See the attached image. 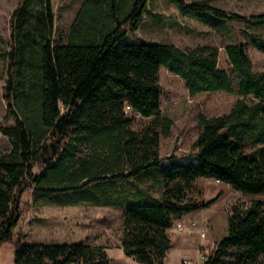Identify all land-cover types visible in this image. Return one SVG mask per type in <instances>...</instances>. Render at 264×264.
<instances>
[{"label":"trees","instance_id":"1","mask_svg":"<svg viewBox=\"0 0 264 264\" xmlns=\"http://www.w3.org/2000/svg\"><path fill=\"white\" fill-rule=\"evenodd\" d=\"M172 1L223 19V27L229 20L250 23L210 3ZM149 2L84 0L69 31L58 34L53 0H21L11 15L10 39L0 34V79L8 105L0 133L11 146L0 152V246L13 244L15 264L112 262L105 246L29 244L15 234L27 191L43 205L133 203L123 217L122 248L140 264H165L174 247L169 231L221 198L222 193L205 200L199 179L264 194V72H253L246 44L224 46L235 81L219 67L215 45L181 49L124 42L139 28ZM256 21L264 23V15ZM244 35L264 52V38L248 30ZM162 67L179 76L193 96H238L229 113L200 117L192 162L161 156V140L174 125L161 112ZM137 116L153 121L136 131ZM202 264H264L263 201L234 207L228 236Z\"/></svg>","mask_w":264,"mask_h":264},{"label":"rangeland","instance_id":"2","mask_svg":"<svg viewBox=\"0 0 264 264\" xmlns=\"http://www.w3.org/2000/svg\"><path fill=\"white\" fill-rule=\"evenodd\" d=\"M21 0H0V34L10 39V19L12 12ZM84 0H53L57 15L58 34H66ZM187 3L202 2L240 14L250 21H224L208 12H191L179 7L172 0H150L149 10L144 14L139 28L128 34L124 42L157 41L174 44L181 49L195 48L200 45H215L220 48L219 67L228 71L236 81L237 73L232 67L224 46L227 44H246L247 52L253 63V72H264V52L247 44L244 32L264 38V23L253 20L264 15V0H186ZM218 24V25H216ZM220 24V25H219ZM58 37V36H57ZM162 86L161 112L174 121L170 137L161 140V156L177 157L180 162H192L197 152V140L200 132V117H214L229 113L238 100V96L225 91L200 93L193 96L186 83L170 73L164 67L160 71ZM4 81L0 79V123L4 122L7 102L4 100ZM153 119L137 116L133 125L136 131L142 130ZM7 137L0 133V152L10 149ZM151 180L144 181L148 186ZM202 190L205 200L221 198L206 210L191 213L192 219L181 222L186 230L169 231L173 239L185 237L182 243L171 250L167 264H185V260L198 263L200 253H207L217 240L229 234V217L234 207L248 208L254 201H263L264 194L247 195L227 184L214 179H199L196 182ZM157 193V189H154ZM200 194V193H199ZM198 193L195 197L199 196ZM158 195V194H157ZM114 198H117L114 197ZM133 203L123 206L99 207L92 204L79 206L43 205L37 203L32 191L23 196L22 219L15 234L25 236L29 244H74L90 243L107 247L112 264H140L125 255L122 248L123 217ZM196 222L197 226L192 227ZM199 228L206 234L202 237ZM182 240V239H181ZM178 241V244L181 243ZM177 241V240H176ZM203 241L204 244H199Z\"/></svg>","mask_w":264,"mask_h":264},{"label":"crops","instance_id":"3","mask_svg":"<svg viewBox=\"0 0 264 264\" xmlns=\"http://www.w3.org/2000/svg\"><path fill=\"white\" fill-rule=\"evenodd\" d=\"M191 216H192V214L187 215L180 222H186L188 220H191L192 219ZM173 230H177V229L174 228ZM184 238L185 237H177V239H176L177 241L172 238L173 239V244H174L173 249L175 247L179 246V245H182V243H187V240L188 239H186V241H183ZM179 240H181V243L180 244H178V241ZM219 241L220 240H217L215 243H217ZM199 244H204V242L203 241H199ZM0 264H15L14 246H13V244H11V243H5L2 246H0ZM111 264H112V262H111ZM165 264H167V262Z\"/></svg>","mask_w":264,"mask_h":264},{"label":"built area","instance_id":"4","mask_svg":"<svg viewBox=\"0 0 264 264\" xmlns=\"http://www.w3.org/2000/svg\"><path fill=\"white\" fill-rule=\"evenodd\" d=\"M127 110L130 111L131 108L130 107H127ZM196 226H197V223L196 222H193L192 223V227H195L196 228ZM175 229L180 230V231L181 230L183 231V230L188 229V227H185V225L183 223L179 222L176 225ZM199 233L201 234L202 237H205L206 236V234L204 233L203 229H201V228H199ZM206 255H207V253L201 252L200 253V260H199L198 263H193V262L188 261V260H185L184 262H185V264H202L204 262V260L206 259Z\"/></svg>","mask_w":264,"mask_h":264}]
</instances>
